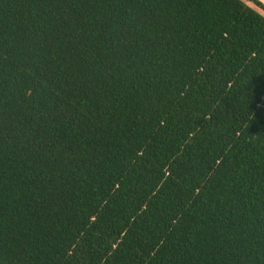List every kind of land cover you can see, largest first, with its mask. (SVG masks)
<instances>
[{
  "label": "trees",
  "instance_id": "16d2710c",
  "mask_svg": "<svg viewBox=\"0 0 264 264\" xmlns=\"http://www.w3.org/2000/svg\"><path fill=\"white\" fill-rule=\"evenodd\" d=\"M0 264H264V17L0 0Z\"/></svg>",
  "mask_w": 264,
  "mask_h": 264
},
{
  "label": "crops",
  "instance_id": "0c3cea01",
  "mask_svg": "<svg viewBox=\"0 0 264 264\" xmlns=\"http://www.w3.org/2000/svg\"><path fill=\"white\" fill-rule=\"evenodd\" d=\"M241 1H243L247 6L254 9L255 11H257L259 14H261L264 17V13L261 12L259 9H257L255 6H253L251 3L246 2L245 0H241ZM257 1L264 6V0H257Z\"/></svg>",
  "mask_w": 264,
  "mask_h": 264
}]
</instances>
